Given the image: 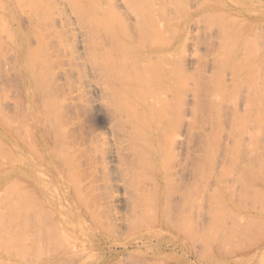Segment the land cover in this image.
<instances>
[{
  "label": "rangeland",
  "instance_id": "374dc122",
  "mask_svg": "<svg viewBox=\"0 0 264 264\" xmlns=\"http://www.w3.org/2000/svg\"><path fill=\"white\" fill-rule=\"evenodd\" d=\"M30 1L4 0L2 2L0 0L2 4L6 2V4L4 3L0 7V173L2 174H0V219H7H5L3 223L0 220V236L4 235L2 233L4 231L2 230H4L6 226H9L8 218L10 222H14V218L17 216L19 217L21 213L20 219L18 217L17 219L15 218L20 221L24 211V187L22 188L23 184L20 183L22 182L20 178V167H22L21 161L23 159V142L26 139V133L28 134L27 129L31 125L29 117L32 118V115H28L31 111L30 107L32 105L33 108L42 111L44 105H48L53 111L57 112V116L52 117L53 122L47 120V124L54 125L62 133L69 162L74 164L72 170L76 173V181L79 183L80 190L83 191L87 197L93 198L98 196L99 201L106 203L107 195L111 187L110 184H112V186L114 184L116 186L115 193H118L121 197L114 210H110L107 207L102 209L103 213L99 216L101 222L98 226L105 231L103 229L94 231L92 227L89 226L91 224L71 214V208L68 203L64 205L60 204L59 211L63 220L69 222L74 228V233L85 242V244H63L68 249V252L66 254L64 253L63 256H69L70 258H68L71 259L67 264H86V261L90 262V264H97V261H93L97 256L106 257L102 263L99 262L98 264H264V110L262 115L263 121L261 123L247 121L245 122L246 124H244L247 132L237 131L232 133V131H230V126L232 125V112L229 113L227 107L231 110L233 108H238L239 112L242 111V99L239 100L238 103L237 99L234 105L226 100L220 102L222 99H217L220 103L215 106L218 107L221 105L222 108L219 109V113L221 114L212 118L213 126L211 128L208 126V128L205 129V124L201 123L198 130L203 138L202 144L211 147V144L214 142L213 140H215L217 147H215V145L213 146L215 149L213 147H211V149L213 148L212 152L216 151L214 154L217 155L218 159H215L216 162H214L211 167H202V178L199 181L197 193L192 197L191 203L189 199L190 205L189 207L186 206L185 209L188 227L197 234L194 244H187L186 239L181 240V236L169 230V228L161 223L152 226L151 232L144 235V237L140 235L144 227L141 221L130 224L126 220L129 213H132V207L129 204L132 198L131 194L134 190L130 187V181L128 182L127 180L124 167L128 165V163L132 164L134 170L132 174H127L133 175L135 182L138 183L139 191H141L139 195L143 197L142 201L146 205L152 204V202L149 201L152 194L156 193L164 196L165 190L169 192L170 196L172 195V198L177 199L179 197L177 192L179 188L178 185H180L178 171L181 169L182 161L185 160L186 154L188 153V150L184 147L186 130L185 128L180 129L178 135L175 137L176 140L179 139L183 141V144L181 148L175 150L173 158L168 157L167 153L166 155L163 153L157 155L158 161H162L166 165L165 168L158 167L156 163H153L155 166L153 167L142 159L137 160L138 157H136V159L132 158L130 154L131 150L128 148V135L124 132L126 127L130 129L132 123H128L124 117H115V120L112 119L111 114L114 107V100L112 95L105 89V79L98 74V69L96 67L98 66L97 64L100 63V60H108L109 58L120 59L122 57L123 64L130 66V64L136 63V67L141 72L138 66L140 64L138 63L146 58L147 61L145 59V66L149 64L148 66L150 67L148 70L150 71L151 69L150 72L153 74L155 73L156 76L158 74L157 68L160 61L156 56L147 58L150 56L145 54V52L148 51L147 45L144 46L140 44L141 48L137 50V47H135L136 49L133 47V49L129 45L126 46L127 48L124 47L126 43L122 42L118 37L117 41L114 43L112 40H105L104 35H102L105 33L102 32L106 27L116 24L114 20H109L111 17L109 18L105 11L100 9L101 13L97 16H95L96 14L94 13V15L92 14L93 17L84 15L83 17L82 15L79 16L82 6H91L89 10L94 9L92 11L98 13L99 10L95 4H89L86 0H82L81 2L79 0H71V2L60 0L62 2L59 3V0H52L48 1L49 7H47L35 0ZM152 1L156 9L159 4L161 5H159L160 9L159 7L158 9L160 10L159 13L163 16L159 15V13L156 14V9L154 8L155 10L151 17L153 20L152 27L153 25L157 27L161 19H164V17L166 18V23L165 20L164 23L167 25V33H165L163 37L165 39L163 40L162 37H160V39L159 36L156 37V35H154L156 38H153L158 46H160L159 43L166 44L162 50H164L166 53L165 55H167L166 60L169 67L166 71L167 76L170 78L171 82L182 81L187 85L185 86L186 92L184 94V99L186 103L189 101L190 105H186L185 107L184 123L187 118L190 119L193 117L194 111L192 107L194 106L193 98L195 96L193 93L195 89H197V85L199 86V84H197L198 82H211L212 78L216 75L215 73L218 72V70H222L219 72L220 75H222L221 78L223 77L222 80L224 79L223 81L229 84L230 81H233V79H231L233 76L229 73L231 69H228V67H232L237 60L239 61H237L238 66L240 65L252 69L255 65L256 70L257 67L260 66L262 72L264 71V59H261L263 64L262 62L258 64L259 61L256 60V58H258V60L260 59V55L261 58H264V46H262L263 49L262 47L261 49L259 48V44H264V32L261 33L264 30V0H177L178 2L173 0L172 3V0H163L164 6L161 4L162 2L160 0H151V2ZM240 1L244 2L241 3ZM7 2H10V4ZM27 2L33 5L38 3V6L35 5L36 7L34 6L33 8H36V11L28 10L26 7L30 8L32 5L28 6ZM113 2L118 5L120 4L119 11L122 14L124 7L122 5L123 3H117L121 2V0ZM155 3L159 4L156 5ZM24 4H26V6ZM152 4L151 6H153ZM188 4L190 5L188 6ZM45 6L50 8L48 12L44 11L45 9L47 10ZM57 6H59L58 8L61 10L60 13ZM162 6L163 10L165 9V11H162L163 13L161 12ZM40 7L45 8L41 10L42 8ZM174 8H176L177 11H175L176 9L174 10ZM52 10L54 12H52ZM220 11H222V13ZM1 12L3 15H1ZM40 13H43V16H41ZM47 13L48 15L51 13L53 16H47ZM123 13V17L121 16V18H124L126 14L125 11ZM175 13L176 15H174ZM223 13H225V15ZM229 14L231 15V19L228 18ZM30 15H32V17ZM75 16H77L78 19ZM234 16L242 18H235ZM30 17L34 18V22L32 21L31 23L29 20ZM47 17H49V20L52 19V22L50 21L51 27L45 24L46 20H44V18ZM172 17H174V19ZM37 20L38 22H36ZM96 20H98L99 23ZM232 20L237 21H234V24ZM130 21L133 22V20ZM230 21L232 23L231 25H229ZM185 24L187 25L185 26ZM226 25L227 29H230L231 32L225 29ZM228 25L230 27H228ZM251 25L255 28L258 25V28L255 30ZM64 26H69L71 29L67 27L69 28L68 32L66 31L64 33ZM235 27H237V32ZM50 28L51 30H56L58 34L52 33ZM100 29L102 30L100 31ZM182 29L186 32H182ZM233 29L235 30L234 32H232ZM258 30L261 32H256ZM17 31H19V33ZM40 31L43 33V36H41ZM92 31L102 35L101 37H97L98 39L96 37L93 38L94 40L92 39L91 44L94 48L91 44H89V48L92 47L93 49L81 47L82 44L87 42V34L90 37L96 34H92ZM194 31L195 34H193ZM244 32H247L246 35ZM19 34L23 37L25 36L27 39L26 42L24 37L26 45L23 46V50L21 51L18 49L21 48V45H17ZM16 35L18 36L17 38ZM184 36H188L186 38V42L188 41V51L186 50V52H182L180 46L178 48V43H180L182 39H185ZM241 36H245L246 38H242ZM223 37L227 40L225 41ZM253 38H255V41ZM13 39L17 41L13 42ZM241 39L243 42L245 40V42L243 43ZM73 40H76L78 43L75 51L70 50V47L73 45ZM148 40L151 41V39ZM252 41L254 44L257 41L255 44L258 46L257 48L253 45ZM152 42L153 40L151 43ZM231 42L234 44H231ZM249 42L250 44H248ZM156 43H153V45ZM240 43L242 45H240ZM191 44H193V46ZM244 44L247 45L245 46ZM27 45H30V48ZM66 45H68V47ZM42 46L43 49L47 48V52L45 51L46 49H42ZM224 47H226L225 50ZM243 47L245 51H242L243 55H241V51L239 50ZM33 48H35V50ZM251 48L254 50L256 48L258 50L255 52L252 51ZM178 49L180 50L178 51ZM246 50L249 54L251 53L250 56ZM223 51L227 53H223ZM235 51L237 52L236 54ZM44 52L46 54H44ZM16 53L19 54V56H17ZM233 54L239 57L237 56V59H235ZM152 55L155 54L152 53ZM230 55L233 56L231 57ZM253 55L255 56L253 57ZM18 57L20 58L18 59ZM24 57L26 61L25 64H23L24 60H22ZM174 58L175 60H173ZM126 59H130V63ZM192 60L197 61V65L195 62L191 63ZM228 60L230 63L233 62V64H228ZM29 62L31 64H29ZM244 62H248L249 65ZM127 63L129 65H127ZM213 63L215 67L217 66L215 72ZM24 65H26L25 67L27 69L29 68L28 65H33V67L30 66L33 72H30V70L27 71L29 72L30 82H24L22 77V68L24 69ZM238 66L234 65V67ZM153 69L154 72L152 71ZM192 71H195L197 74L194 72L196 78L193 77V79H190L194 75ZM252 72H254V70H252ZM255 72L254 75H250L249 78L254 77L253 80H255ZM262 72L261 74H264V72ZM33 73L34 75L32 77L31 74ZM151 73H149V75ZM213 74L215 75L212 77ZM187 76H189V79ZM262 76V82H264V75ZM157 77L159 79V75H157ZM158 79L156 78V80ZM253 80H251V82ZM128 83L131 84L129 86L131 88L137 86L135 89L140 91V98L143 99L146 97V100L152 105L151 109L154 111L149 112L152 118L158 119L165 114L164 112L166 110L163 107V103L166 102V100H163V92L167 94L164 88L165 82ZM158 84L162 90L157 88ZM88 89L91 90V93L87 92ZM85 92L87 94H85ZM155 94L160 95V97H153ZM152 97L153 99H151ZM176 97L175 93L174 100L177 99ZM125 98L129 100V96ZM229 101L232 100L229 99ZM212 102L218 103L215 100H212ZM209 110L214 112L215 109L210 108ZM225 112L227 113L225 114ZM152 118L141 121L138 125H144V131H149L148 124ZM30 130L32 129L30 128L29 132ZM204 138L208 139V144L204 142ZM238 145H240L239 153H237L235 149ZM107 146L114 147L118 153L114 154L110 162V167L103 168L101 166V155ZM200 153L202 155H207L208 151L206 150L205 152L201 150ZM211 154L213 155V153ZM237 154L238 156H236ZM59 155L61 159V154L59 153ZM215 155L213 156L215 157ZM34 156L35 153L32 152L31 158ZM146 156L148 159H152L150 154H146ZM201 165L204 166L205 164L202 162ZM12 167L14 169L17 167L18 169L16 168L14 170ZM10 171H12L13 174H10ZM157 173L163 174L164 176L167 175V181L171 180L174 185L167 186L164 189V187H162L164 182L160 181V186L156 187L154 180L150 177ZM55 178L62 180L59 174H56ZM137 203L136 210L140 209L142 205L138 200ZM2 204H4V206H1ZM10 209H13L12 211H14L15 214L14 212L12 214ZM235 210L237 212L236 214ZM5 212L11 217H7L8 215H6L7 213ZM113 212L121 215V219L117 225L115 220L111 219L110 216V213ZM13 215H15V217ZM60 219L62 220L61 217ZM18 221L14 222V224L17 223L19 225H17L18 229L16 225H12L13 222L10 223V226L12 225L11 227H16V231H13L16 234H19L21 231V222ZM96 237L104 239L103 242L97 244ZM140 237H143V239L139 241L138 244H130L132 241L140 239ZM0 241V261H5V264H38L41 258L46 256L44 255L41 257V254L46 253L48 248H52L51 244H47V246L46 244H43L44 246L42 244H14L8 242L6 238L2 236L0 237ZM2 241H5L3 242L4 244H2ZM174 241H183L185 244H174ZM180 245H185V248L181 249L178 247ZM192 246H194V248ZM3 261L0 262V264H4Z\"/></svg>",
  "mask_w": 264,
  "mask_h": 264
},
{
  "label": "bare ground",
  "instance_id": "6f19581e",
  "mask_svg": "<svg viewBox=\"0 0 264 264\" xmlns=\"http://www.w3.org/2000/svg\"><path fill=\"white\" fill-rule=\"evenodd\" d=\"M1 1L3 2L4 0H1ZM35 1L49 7L48 1H52V0H35ZM53 1H55V0H53ZM67 1L71 2V0H67ZM79 1L81 2L82 0H79ZM113 1L116 2V0H113ZM113 1L112 0H86V2L89 4H95V6H97L99 12L98 13H96L95 11L93 12L92 10H94V9L89 10V9H91L90 8L91 6L90 7L89 6L83 7L82 6L81 10L77 9V10L81 11V12L78 11V12H80L79 16L82 15V17H83V15H84V16H88V17L89 16L93 17L94 13L96 14L95 16H97V15H99V13H101L100 9H102V11H105V13L107 14V16L109 18L111 17V19H109L108 17L107 18L109 20H114V22L116 23V24H112V26L107 25L109 28L106 27L104 24L106 29L104 30L105 32L103 31L102 33H105V34H102V33L101 34L104 35L105 40H112L114 43L117 41V37H118V38H120V40H122V42L126 43V45L123 43L125 45L124 47L129 45V46H131V48L137 47V50L141 48L140 44H143L144 46L147 45L148 51H146L145 54L150 55L147 58H149V57L151 58L153 56H156V57H158L160 64L158 65V68H157L158 69L157 75H159V79H158L157 75L155 76V73L153 74L150 72L151 69H150V71L148 70L150 67V66H148L149 64L148 65L146 64V66H145V59L146 58L138 63V64H140L138 66L140 67L142 73L136 67L137 66L136 63L131 62L132 64H130V66H126V64H123V59H121L122 57L120 59L109 58L108 60H106V59L100 60V63L97 64L98 66L96 67L98 69V74L105 79L104 87L112 95L113 100H114V107H113L112 114H111L112 119L115 120L114 119L115 117H118V118L124 117V119H126L128 123H132L130 125V129L128 127H126V128L124 127L125 128L124 132L127 133V135H128L127 140L129 141L128 148H129V150H131L130 154L132 155V158L136 159V157H138L137 160L142 159L143 161L147 162L148 164H151V166H153V167H155L153 163H156L158 165V167H160V168L166 167L164 162L158 161L157 155H159L160 153H163L166 155V153H167L168 157L173 158L175 150L176 149L178 150L179 148H181L183 141H181L179 139L176 140L175 137L178 135V132L182 128H185V130H186V139L184 141L185 142L184 147H185V149L188 150V153L186 154L185 160L182 161L181 169L178 171L180 185H178L179 188H178L177 192H178L179 197L177 199L172 198V195L170 196L169 192L165 190L164 196H161V195L156 194V193L152 194V196L149 198V201L152 202V204L146 205L142 201L143 197H140V195H139L141 193V191H139L138 183L135 182L133 175L127 174V173L132 174V172L134 170V168L132 167V164L128 163V165H126L124 167V172H125V175L127 176V180H128V182L130 181V183H129L130 187H132V190H134V192L131 194L132 198H131L130 204H129L132 207V213H129V216L126 218V220L130 224H134L136 221H141L144 225V227L141 231L142 233H140V235H142V236L149 234V232H151L152 226L161 223L164 226H166L167 228H169V230H172L174 233L181 236V240L186 239L187 244H194V242L197 238V234L188 227L185 209H186V206L189 207L191 200H192V197L197 193L199 181L202 178V172H201L202 167H211L213 165V163L216 162L215 159L216 160L218 159L217 155L214 154V152H216V151L212 152L213 148L215 149V147H217L215 140H213L214 142L211 144L212 145L211 147H213L215 145L216 146L213 147L212 149L208 145L202 144L203 138H202V135H201L200 131L198 130V128L201 126V123L205 124L204 125L205 129H207L208 126H209V128H211L213 126L212 118H215L217 115H220L221 113H219V109L222 108L221 105H219L218 107L215 105H218L220 102H223L225 100L227 102H229L230 104L234 105L237 99H238L237 103L239 102V100L242 99V101H241L242 111L239 112L238 108H233L231 110L229 107H227L229 113L232 112L231 113L232 114V116H231L232 117L231 118L232 125L230 126V131H232V133L237 132V131L247 132L245 129V125H244V124H246L245 122H247V121L248 122L251 121L252 123H255V122L261 123L263 121V117H264V116L262 117L263 110H264V88H263L264 82H262L263 81L262 75H264V74H261L262 68L260 66L257 67V70H256L255 65H254V67H252V69L245 68L244 66H240V65L238 66L237 65L238 60H237L235 62L236 64L234 63V65L238 66V67H234V65L232 67H228V69H231V71H232V72L230 71L229 73H231L233 76V78H231V79H233V81H230L229 84L227 82H224L223 81L224 79L222 80L223 77L221 78L222 75H220V73H219L222 70L221 71L218 70V72L215 73L216 75L215 74L212 75V77L214 75L215 76L212 78L211 82L200 83L197 80H195L198 82L197 84H199L200 87L197 85V89H195V91L193 93L195 95L193 98L194 106L192 107L194 114H193L192 118H190V119L187 118L185 123H184L185 107H186V105L187 106L190 105V102L188 101L186 103V100L184 99V94L186 92L185 86H187V85H185V83L182 81L181 82H171V80L167 76V72H166L167 69L169 68L167 65L168 64L167 60H166L167 55H165L166 54L165 51L162 50V48L164 46H166V44L164 45V44L159 43L160 46H158L157 43L155 42V39L153 38V37H155L154 35H156V37L159 36V38L160 37L163 38L165 33H167V25H165V23H166L165 19L166 18L164 17V19L162 18L161 21L159 20L160 23L158 21L159 25L157 27H154V25H153L154 28L152 27L153 20L151 17L153 16L154 10L156 8L153 5L154 4L153 1L151 2V0H121V2H117V3H121V4L123 3L122 4L124 6L123 12L125 11V13H126L124 18H121L122 14H124V13L122 12V14H121V12L119 11L120 10V7H119L120 4L118 5V4L114 3ZM160 1L162 2L163 0H160ZM175 1L178 2L177 0H175ZM30 2H27V5L28 6L32 5L33 7L30 6V8H28V7H26V8L28 10L29 9L35 10L36 8L35 9H33V8L35 5L38 6L37 5L38 3H35V5H33ZM59 2H62V1L59 0L58 3ZM163 2L161 4H163ZM172 2H173V0L171 1V3ZM201 2H203V1H201ZM242 2H244V1H242ZM4 3L6 4V2H4ZM7 3L10 4V2H7ZM150 3L151 4L153 3L152 4L153 6H151ZM3 4L0 3V7ZM81 4H83V3H81ZM158 4H156V5H158ZM24 5L26 6V4H24ZM80 5H79V7H80ZM159 5H158V7L160 9L161 5L160 6ZM189 5L190 4H188V6ZM19 6H21V5H19ZM59 6H57V8ZM77 6H78V4H77ZM163 6H164V4H163ZM163 6L161 8V12L165 11V9L163 10ZM5 7H7V6H5ZM42 7H40V8H42ZM158 7H157V9H158ZM44 8H42L41 10H44ZM61 8H62V6H61ZM71 8H75V7H71ZM124 8H125V10H124ZM157 9L155 10L156 14L159 13V11H160L159 9L158 10ZM175 9L176 8H174V10ZM190 9H191V7H190ZM48 10H50V8H47V10L45 9L44 11L48 12ZM174 10H171V11H174ZM235 10H237V9H235ZM58 11L60 13L61 10L59 9ZM73 11H74V9H73ZM175 11H177V9ZM52 12H54V11L52 10ZM179 12H180V10H179ZM220 12L222 13V11H220ZM73 13H75V12H73ZM40 14H41V16H43V13H40ZM220 14H219V16H220ZM223 14L225 15V13H223ZM1 15H3L2 12H1ZM49 15L53 16V14H51V13ZM49 15L47 13V16H49ZM159 15H161V14L159 13ZM174 15H176V13ZM224 15H222V16H224ZM30 16L32 17V15H30ZM67 16H68V14H67ZM230 16L231 15L229 14L228 18H230ZM31 17L29 18V20L32 23L34 18H31ZM75 17L77 18V16H75ZM236 17H239V16H236ZM7 18H8V16H7ZM172 18L174 19V17H172ZM239 18L241 19L242 17H239ZM36 19H37V17H36ZM173 19H171V20H173ZM44 20H46L45 24L48 27H51L50 21L52 22V19L49 20V17H47V18H44ZM98 20H96V21L98 22ZM130 20H133V22ZM164 20H165V23H164ZM70 21H71V19H70ZM36 22H38V20ZM235 22H234V24H235ZM219 23H220V21H219ZM231 24L232 23L230 21L229 25H231ZM43 25H44V23H43ZM98 25H101V24H98ZM186 25L187 24H185V26ZM224 25H225V23H224ZM229 25H228V27H230ZM67 27H69V26H67ZM67 27L64 26V29H63V31L65 30L64 33L66 31L68 32V29L70 28V27L69 28H67ZM225 27H226L225 29L228 30L227 25ZM251 27H254V26L251 25ZM256 28H258V25ZM256 28L254 27L255 30H256ZM91 29H92V27H91ZM184 29H186V28H184ZM184 29H182V32L185 31ZM235 29L237 32V27H235ZM254 29H253V31H254ZM50 30H51V28H50ZM87 30H88V28H87ZM96 30H97V28H96ZM101 30L102 29H100V31ZM51 31H52V33H54L56 35L58 34V32H56V30H54V29H52ZM195 31L193 34H195ZM228 31L231 32L230 29ZM234 31L235 30L233 29L232 32H234ZM11 32H12V30H11ZM17 32L19 33V31H17ZM256 32L260 33L261 31L258 30ZM263 32H264V30L261 33H263ZM87 33L89 34L88 31H87ZM93 33H96V32L92 31V34ZM209 33H211V32H209ZM244 33L246 35L247 32H244ZM20 34H21V32H20ZM20 34L18 35L19 38H18L17 45L18 46L21 45V48H18L21 51V50H23V46L26 45L25 43L27 42V39L24 36L26 39V42H25L24 37ZM42 34L43 33L41 32V36H43ZM60 34H61V32H60ZM88 34L86 37L87 42L85 44H82L81 47H83V48L86 47L87 49H91L93 47V45L91 44L92 39L94 37H96V38L101 37L102 35L96 33V34L92 35L93 37L92 36L90 37ZM210 35H208V36H210ZM18 36L16 35V38ZM187 37L188 36H186L185 39H182L181 42L178 43L179 44L178 48L180 46V49L182 50V52H186V50H187V42H188V41L186 42ZM212 37H213V35H212ZM242 38H246V37L244 36ZM255 38H253L254 41H255ZM148 39H151V41L153 40V42L151 43V41ZM164 39L165 38H163V40ZM147 40H148V42H147ZM226 40L227 39H225V41ZM15 41H17V40H15ZM15 41L13 39V42H15ZM241 41H242V39H241ZM244 42H245V40H244ZM250 42L248 44H250ZM153 43H156V44L153 45ZM256 43H257V41L255 42V44ZM89 44H91V46H92L91 48H89ZM231 44H234V43L231 42ZM255 44L253 42V45L257 48L258 46ZM15 45H16V43H15ZM77 45H78V43L76 42V40H73V45L70 47V50L75 51V49L77 48ZM191 45L193 46V44H191ZM240 45H242V44L240 43ZM260 45L261 44H259V48L261 49V47L264 46V44L261 46ZM66 46L68 47V45H66ZM121 46H122V44H121ZM206 46H207V44H206ZM227 46H228V44H227ZM251 46H252V44H251ZM226 47H224V50ZM62 48H63V46H62ZM122 48H123V46H122ZM221 48H223V47H221ZM256 48H255V50L252 48L251 49H252V51L257 52L258 49H256ZM33 49L35 50V48H33ZM42 49H43V46H42ZM44 49H46L45 51L47 52V48H44ZM180 49H178V51ZM262 49H263V47H262ZM238 50H239V48H238ZM129 51H131V50H129ZM227 51H228V49H227ZM239 51H241V55H243L242 51H245L244 47L242 49H240ZM162 52H164V53H162ZM247 52H245V53H247ZM152 53H154L155 55H152ZM223 53H227V52L223 51ZM236 53L237 52L235 51V54ZM258 53H259V51H258ZM44 54H46V53L44 52ZM167 54H168V52H167ZM180 54H182V53H180ZM248 54H249V52H248ZM250 54H249V56H250ZM255 54H257V53H255ZM195 55H196V53H195ZM17 56H19V54H17ZM22 56H21V58H22ZM237 56H235L234 58L237 59L236 58ZM254 56L255 55H253V57ZM19 58L20 57H18V59ZM175 58L173 60H175ZM259 58H260L259 60H258V58H256V60L259 61L258 64H260L262 62L261 59H264V58H261V55ZM101 59H102V57H101ZM22 60H24L23 64H25V62H26L25 57ZM126 60H128L129 63L131 61L130 59H126ZM146 61H147V59H146ZM214 61H212V62H214ZM216 61H217V59H216ZM192 62H195L196 65L198 63L197 61H193V60L191 61V63ZM228 62H229L228 64H233L232 61H231L232 63H230L229 60H228ZM263 62H262V64H263ZM38 63H40V62H38ZM210 63H211V61H210ZM244 63L247 64L248 62L247 63L244 62ZM29 64H31V63L29 62ZM262 64H261V66H262ZM127 65H129V64L127 63ZM194 65H192V66H194ZM248 65H249V63H248ZM25 66L26 65L23 66L24 69L21 67L23 70V72L21 71L22 77L24 79V82H30V77L28 74L29 72H27V71L30 70V72H33V71H31L32 68L30 69V66L33 67V65H28L29 66L28 69ZM227 66H229V65H227ZM216 67L214 64V68H215L214 72H215V70H217ZM21 68H20V70H21ZM260 68H261V70H260ZM154 69L152 70L153 72H154ZM252 70H254V72L256 70V72H255V80L256 81L253 80L254 77L249 78L250 75H252V76L254 75V72H252ZM163 71H164V73H163ZM194 72L192 71V73H194ZM149 73H151L155 77L152 76L151 74L149 75ZM195 73H194V75L192 74L193 76L190 79H193V77L196 78ZM31 75L33 77L34 73ZM187 75H189V74H187ZM189 76H187L188 79H189ZM156 78L158 80H156ZM50 80L52 81L51 77H50ZM226 80H227V78H226ZM251 80H253L254 82L253 81L251 82ZM122 81H124V82H122ZM128 82H165L164 88L166 89L167 94L162 91L163 92V100H166V102L163 103V107L166 110L164 112L165 114L160 116L158 119L152 118L149 115V112L154 111L153 109H151L152 105L149 103V101L146 100V97L143 99L140 98V96H139V94H141L140 91L135 89V87H137V86H133V88H131V87H129L131 84ZM157 88L161 89L159 84H158ZM87 92L91 93V90L88 89ZM175 93L177 96L176 100H174ZM85 94H87V93L85 92ZM128 96H129V100H127L125 98ZM166 96H167V98H166ZM153 97L158 98V97H160V95L155 94V95H153ZM153 97L151 99H153ZM217 99H222V100L219 102ZM229 99L232 101H229ZM212 100H215L218 103H214V102H212ZM169 101H170V103H169ZM176 101H177V103H176ZM172 102H174V103H172ZM30 108H31V111L28 113V115H30V114L32 115L31 116L32 118L29 117V119L31 120V125L30 126L28 125L29 127L26 126V127H28V129L26 128L28 130L27 131L28 134L26 133V139L23 142V159H24V161H23V159L21 161L22 167H20V165H19V167H20V178L22 180V182H20V183L23 184L22 188L24 187L23 188L24 189V202H23L24 203L23 204V210L24 211L22 213V219L20 221L16 220L18 216L15 217V215H13L16 218L15 219L13 217L14 222H16V221L21 222V231L20 232L18 231L19 234H16L15 232H13V231H16L15 228L17 227L18 224L17 223L14 224L13 221H12L13 223L10 222V219L8 218V221H9L8 225L9 226L8 227L6 226V228H4V230L1 229L2 231H4V232L1 231L4 234L1 236L5 237L8 242L14 243V244L15 243H17V244H37V245L38 244H40V245L46 244V246H47V244H51L52 248H48L46 253H43V254L40 253L41 257H43L44 255H46V256L41 258V260L38 262V264H50V262H51V264H53V263H55V264L56 263L57 264H67V263H69V261L71 259H69L70 258L69 256H68L69 258L63 256L64 253L66 254L68 252V249L63 244H85V242L82 240V238L78 237L74 233L73 226L69 222H66L63 220V217L60 215V211H59L60 204L64 205V204L68 203L70 208H71V214H74V216L76 218H81L84 222L91 224L89 226H91L94 231H97L98 229H103V228L98 226V224H100V222H101L99 219V216L103 213L102 209L107 207L110 210L111 209L114 210L115 206L117 205V203L121 197L119 196L118 193H115L116 192V186L114 184H113V186H112V184H110L111 187H110V191L108 192V195H107V202L106 203L103 201H99L98 196H95L93 198L87 197V195L84 194L83 191L80 190L79 183L76 181V173L72 170V167H74V164H72V162H69V157H68V154L66 151V147L64 146L65 142L62 138V133L54 125L47 124V120H50L51 122H53L52 117L57 116V112L53 111L50 108V106H48V105H44L42 111H40L36 108H33L32 105ZM210 108H214L215 109L214 112L209 110ZM195 110H197V111H195ZM226 113L227 112H225V114ZM148 118H152V120L148 124L149 125V131H144L145 126L144 125L140 126V125H138V123L141 121H144V120H148ZM118 121H120V120H118ZM56 122H57V118H56ZM26 123H27V121H26ZM30 128L32 130H30V132H29ZM64 138H65V136H64ZM204 140H205L204 142H206L208 144V141H207L208 139L204 138ZM239 148H240V145L235 147L237 153H239ZM11 149H12V147H11ZM201 150H204L205 152L207 150L208 151L207 155L206 154L202 155L200 153ZM58 151L61 154V159H60V155H59ZM32 152L35 153V156L33 158H31ZM150 152H152V153H150ZM115 153H118V151L116 149H114V147L107 146L104 149V151L101 155V166L103 168H109L110 167V162L112 161V158L114 157ZM211 153H213V155H215V157ZM146 154H150L152 156V159L151 160L148 159ZM232 154H233V151H232ZM236 156H238V154ZM61 160H62V163H61ZM131 162H132V160H131ZM135 162L137 163L136 160H135ZM202 162L205 164L204 166L201 165ZM10 172H11L10 174H13L12 171H10ZM56 174H59V176L62 178V180L56 179L55 178ZM256 174H259V173H256ZM150 178L152 180H154V184L156 185V187L160 186V184H159L160 181L164 182V184L162 186V187H164V189L167 186H173L174 185V183L171 180L167 181V175L164 176L163 174L157 173L156 175H151ZM142 194H143V192H142ZM189 199H190V203H189ZM137 200L140 201L142 203V205H141L140 209L136 210V207L138 205ZM1 206H4V204H2ZM1 210H3V209H1ZM10 210H9V212H10ZM13 212L14 211H12V214H13ZM5 213H7V212H5ZM236 213L237 212L235 210V214ZM14 214H15V212H14ZM6 215H8V213ZM20 215H21V213L19 214V217L21 218ZM110 216H111V219L115 220V223L117 225L121 219V215L115 214V212H113V213H110ZM7 217H11V216L8 215ZM30 217H31V220H30ZM60 217L62 218V220L60 219ZM13 218H12V220H13ZM5 219L6 218H3V220L0 219V220L3 223V222H5ZM8 221H6V222H8ZM10 223H12V225L13 224L16 225V227L15 228L11 227L12 225L10 226ZM5 225H6V223H5ZM17 229H18V227H17ZM95 239H96L97 244H101L104 240L101 237H96ZM142 239H143V237H140V239L132 241L130 244H138L139 241H141ZM3 242H5V241H2V244H4ZM0 243H1V241H0ZM173 243L174 244H185L183 241H181V242L180 241H174ZM184 246L185 245H180L178 247H180L181 249H184L185 248ZM27 247H30V246H27ZM192 247L194 248V246H192ZM23 248H26V247H23ZM26 249H28V248H26ZM69 249H71V248H69ZM186 250H187V248H186ZM69 254H70V252H69ZM20 257H21V255H20ZM105 259H106L105 256H101V257L97 256L96 258L93 259V261H97V264H98L99 262L102 263ZM1 260H2V258H1ZM2 261H0V262H2ZM3 262H4V264L6 263L5 261H3ZM8 263H11V262H8ZM81 263H82V261H81ZM87 263L90 264V262L86 261V264Z\"/></svg>",
  "mask_w": 264,
  "mask_h": 264
}]
</instances>
